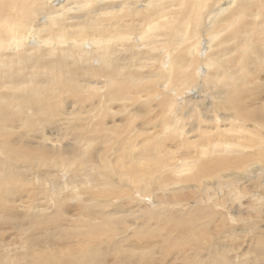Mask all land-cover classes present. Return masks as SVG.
Returning <instances> with one entry per match:
<instances>
[{
	"label": "rangeland",
	"instance_id": "rangeland-1",
	"mask_svg": "<svg viewBox=\"0 0 264 264\" xmlns=\"http://www.w3.org/2000/svg\"><path fill=\"white\" fill-rule=\"evenodd\" d=\"M66 1L72 3L73 1L79 2L78 5L74 6H79V8L75 9L79 11L75 16H83L80 22L86 21V27H89L88 19L84 18L88 17L91 20L92 28L96 24L101 25L97 34L104 35V38L108 41H110V39L113 40V42H110L115 43L114 45L106 46L111 53L116 52L111 55V59L116 61L112 65L114 70H116L119 75L123 76V79H121L117 85H108L101 82V85H92L95 90L92 91V96H88L89 93L85 94L81 92L74 104V110H76V112L74 123L72 124L73 127L63 124L62 120L66 118V115L61 117V115H63L62 110L59 113L56 111V109L64 105L65 98H76L74 93H67L63 90L65 86L64 83H61L59 86V89H61L60 95L53 97L49 96L46 101L42 99L38 103V114L32 113L31 111L28 113L21 109L15 112L17 107L14 109L15 123L13 124V128L16 125L18 127L22 125V129L18 128L19 130H16L14 128L10 131L9 135L16 141L20 143L23 142V145L15 146V148L18 149V155L35 158L37 154H41L43 158L45 156L49 158L50 155H45V153L47 149H51L50 143H44L43 138L50 135L52 136L51 138L56 139V137L59 136L60 140H58L57 143L60 145L56 150L64 151L62 154L66 166L47 165L43 167L41 165L26 162L19 167H12L10 165V158L6 160L7 166H0V191H2L4 195L0 207V224L3 223V225H5L0 227V264H84L87 259L98 258L101 254L107 255L108 264L115 263L116 261L113 262L114 256L112 255L114 250L112 246L118 241L119 237L118 235L111 236L108 232L105 233L104 230H97L96 226L101 221V216L99 215L95 218L93 212L97 213L98 210L102 208L100 204L108 202L109 200L112 207L114 202L111 200V196H115V201H124L123 207H126V210H130L132 214L127 217L129 221L125 224V231L123 234L126 235V237H132L135 232H140L141 229L139 228L141 224L147 225L148 222H154L155 220L160 224L158 218L155 216L153 217L152 213L149 217L145 216L142 220L140 218L137 222H130V220H134L136 217L140 216L141 211L153 210L156 215L157 211H154L158 207L156 198L162 197L160 193L157 195L154 193H147L145 196H142L140 192H135L137 195L130 194L131 186L129 185L139 187L138 177H132L133 179L126 177V182L130 180H132V182L129 185H121L122 183L120 184V180H122L123 177L120 176L123 170L121 167L133 160L136 162L135 168L137 167L138 171H142L143 169L148 171L159 169L163 172L165 167L168 166L167 164L177 166L176 164H178L180 160L188 158L195 159L194 150L196 147L186 145V140L187 137L191 138V140H193L195 136L197 137V132L201 129L200 126L203 125L202 121H197L196 105L204 99L205 95V102H213L212 104L215 105L212 106L210 104V106L214 107L216 112L221 113L224 112V110L217 108L218 103L216 99L220 102H227L230 99V93L226 94L225 101L221 100L219 97H213L215 91L213 89L220 85L217 84L219 78L215 77L216 72H223V70H225L229 74V78L234 77L232 81H236L235 84L237 83V88L240 89V91L246 89L245 87H247V89L248 87H252V90L249 89V92L243 91V94L238 95L239 97L234 96V99L239 103L240 113H244V111L247 112L252 107L264 104V67L260 69V66L252 64V62H254L252 61L254 56L264 61V50L259 47L260 44L264 43V38H262L263 35H259L260 31L258 32L256 29L257 26L264 25V8L262 7V9L259 10L254 1L248 0L241 4L243 16L237 21L240 22L239 24L233 22L238 12V6L235 1L230 2L232 3L230 8L218 17L222 21L221 24H215L216 20L214 21L215 25L213 24V32L217 33V38L212 46H214V49H220L221 55L224 57L221 61L223 63L221 67L218 66L219 59L217 62H213L216 71L207 68V59L203 54V48H198L197 39L194 44L192 43L193 45L190 49H186V47L183 46L182 49L175 51V45L169 47V44L176 42V38L170 39L171 31L173 32V36L176 33L181 34L186 28L185 24L189 19L188 15L192 7L191 2L187 0H123V2L126 1L130 3L131 7L139 11L137 15L128 19L125 18L124 14L121 12L120 21L117 15L113 16L111 13L94 15L92 8H89V5H84L79 0ZM107 1L111 2L115 0ZM227 1L228 0H213L211 4H208V10L212 11V13H218L219 10L216 8L218 6H224ZM183 2H185V4L181 5ZM205 6H207V4H205ZM73 15L72 12L69 13V16ZM148 16L155 21L152 26L147 23ZM94 19L95 23L93 22ZM129 22H132L130 24L131 29L129 35L124 36L122 30L128 26ZM42 23L43 18L39 17L37 24L40 25ZM75 23L76 21L73 22V24ZM244 25H246L245 28ZM228 27H232V30L228 29ZM66 29L68 32L70 31L69 27H66ZM139 29L143 31L150 29L148 42H152L153 44L150 46L157 48L155 53L159 52V61L152 59L154 52H149L142 56L139 55L137 60L143 63V68L138 66V61L134 59L129 60L128 53H123L125 48L128 49L130 43L137 41ZM200 33H202V42L208 39V33L202 30H200ZM244 34H247L249 38L252 39V42L250 40H242L241 36H244ZM119 35L125 37L127 41L124 40V42L116 43L118 42ZM155 36H157V38H154ZM87 42L89 44H85L83 47L85 53L90 51L91 47V43L89 41ZM239 44H241L240 47L242 44H245L250 49V53L253 50L259 49L258 53L255 55L249 53L245 58L241 54L240 47L239 51H235ZM202 45L205 46V43ZM71 46L69 42L66 46V50L71 48ZM136 46L135 56L140 51H144L145 48V46L139 42ZM30 47L37 49L39 46L30 45ZM40 49H38L39 52ZM118 50L122 51L121 54ZM7 53L9 54V51ZM163 54H165V56L161 60L160 58ZM178 54L182 56V61L180 62L176 59ZM93 55L97 61L104 63L103 60L98 58V51L93 53ZM241 59L246 60V62H242L240 65L237 64L236 61H240ZM191 62H194V65L187 70V66H192ZM243 63H246V65ZM85 66H87L86 63H78L76 67H73L74 73L79 75L82 72L81 69ZM106 66L107 64H94L96 72L101 74L105 73L103 69L105 70ZM249 71H251V73ZM154 72H156L155 78ZM137 75H140L141 78L139 82H136ZM149 77H151V81H148ZM75 78L80 81L82 80L80 76H76ZM243 80H246L248 85H239ZM254 83H256V87L254 85L252 86ZM223 87H219L217 90L223 91L230 88L229 84H224ZM204 91L210 94H205ZM157 92H159V95H156ZM178 92L180 93L178 94ZM151 93H153V96H151ZM163 94L167 95L164 99L168 102L165 101L164 105L168 106L155 107L153 113H148L152 120L151 124L147 127L148 132L142 136H138L137 133L132 134L130 141L122 142L123 138H129L131 136L129 131L135 130L138 132L142 123H144V118H146V116H143V113L149 111L145 106L147 98L150 99L153 97V102L156 104V102L159 101L158 96ZM20 96L21 94L16 93L15 99L11 101V103H14L12 106L19 102ZM125 97H128L130 100L128 101L125 99V103L129 106L127 112H124L123 109L121 110L122 107L120 108L118 105L124 102H115L113 99ZM108 98L113 99L110 104L105 102ZM170 100L173 102L171 108L169 106ZM256 103H258V105ZM107 105L111 107V112L106 111ZM199 106L203 113L206 106ZM229 106L231 110L236 111L232 103H230ZM20 108H22V106ZM67 110L70 111L72 108H68ZM119 110H121L120 114H118ZM135 111L137 112V116L134 118L132 114ZM236 112H238V110ZM210 114L211 113L208 114V117L214 116ZM167 117L169 123L165 120ZM20 119L26 122V124ZM89 119L93 120L92 126L86 125ZM167 124L172 125L170 127L179 129L176 134H172L176 138H173L172 135H166L167 131H165V129L167 128L169 130ZM218 125L220 129L216 132L211 130V133H208L207 136L218 138L219 135H222V140L240 137L242 141L240 140L238 143H241V145H246L248 142L247 139L251 137L247 131H242L243 134H238L236 132L228 133L226 130L235 131L236 127L228 129V125L224 122H220ZM224 125H226V127ZM230 125L232 126L231 121ZM237 125L238 124H236V126ZM249 125L251 124H246V126ZM262 130L264 129L256 127L253 133L259 132L261 134L262 132V135H264V131ZM7 144H12V147L7 149L14 152L15 149L10 139H7ZM64 144H66V146ZM39 145L42 147H39ZM37 146L40 150L32 152ZM31 149L32 151H30ZM235 149L238 150V148ZM246 152L248 153L250 151L247 150ZM124 157L125 160L123 161ZM255 158V161L258 162L262 160L259 156ZM255 161L254 165L257 167L259 163ZM115 163L118 165L116 169L114 167ZM30 165H33L32 174L27 171ZM126 167L129 168L128 166H125V168ZM177 168H179V166ZM42 170L50 172L51 176H46L47 180L44 178L38 180L36 178L37 172ZM114 173H116L115 176H113ZM194 173L193 170L189 175L192 176ZM226 173L228 172H223V174ZM237 173L241 172L237 171ZM256 174L257 176L255 178H253L254 175H251V178H249L247 182L241 181L237 185L240 187V190L245 188L244 191L249 195L256 192L259 194L264 193V182H262L264 180V174L260 171L255 172V175ZM167 175L168 176L164 175L162 178L160 177L161 179H159L158 176L152 178L153 181L159 180L162 184L170 183L173 179L177 178L180 173L177 170H175L174 173L168 171ZM165 177L166 179L164 180L163 178ZM188 183L193 185L196 184V181ZM185 184L186 183L181 182V185ZM210 192L213 198L215 197L214 194L220 193L219 189H217V187L215 188V186L210 187ZM128 193L130 195H127ZM75 194H78L80 197L76 198ZM154 195L156 198H154ZM216 196L218 197V195ZM68 197L69 200H66L65 206L70 210L64 213L58 212L59 205L61 204L56 205L55 203L60 202L62 198ZM171 197L174 203L169 205L166 209L170 217L176 212H190V214L185 215L186 218L190 215L202 217L205 213V217H203L199 223L204 224L207 222V218L209 220L212 218L210 224V229H212V231L222 226L219 238H213L212 235H210V238L215 247H218V244H222L226 247L227 253L225 255L228 254V257L224 259L223 264H261L262 261H258L259 258L253 254V245H255V243L251 240L253 235L257 237L260 235L259 237L264 238V209L258 208L260 211L257 213L249 208V206L258 203L256 198L246 197L241 199L242 207L240 206L239 212L242 213L241 220L243 221L239 222L236 216L230 214V211H235L232 210V207L236 204L233 203L232 196L228 198L227 195L223 197V195L219 194L218 200H220L221 207H213L211 202H208L209 205H207V203L206 205L202 203L200 199L201 196L195 188L180 190L178 193L171 195ZM130 198H132L133 201ZM10 200L15 201V203L8 204ZM178 204H180L181 207H179ZM7 206L12 207L13 210L11 212L6 211ZM28 206H30L32 212L27 210ZM235 207H237V205H235ZM35 208L38 209L37 212H35ZM199 208L203 210L201 213L195 211L197 209L199 210ZM74 222L77 223L75 224ZM172 222L173 221H171V223ZM152 226V224L148 225L145 229V233L154 231ZM112 227L114 228L115 226ZM115 228L117 230H122L117 226ZM66 230H69L66 232L68 234L64 232ZM64 234L66 235L63 236ZM149 236L150 239L139 233L137 237L139 239L135 238L136 242L134 244L135 246L139 242L143 243L145 257L148 259L151 257L149 261H154L156 264L192 263V260L185 258L189 257L187 256L188 252H186V250L190 251L192 240L185 241L171 238L169 243H167L161 239H152L151 234H149ZM83 237L88 238L84 239ZM133 241L134 240H132V242ZM203 241L200 243L205 247L207 245V240ZM132 242L130 246L123 244V250H131ZM115 246L119 247V244L116 243ZM137 250L142 251L141 249ZM92 253H94L95 256L88 257L89 254L91 255ZM200 253L203 255L206 254L201 251ZM89 263L93 264L90 260ZM98 263L99 261H95V264ZM135 263L136 262L133 263L132 261H117L115 264Z\"/></svg>",
	"mask_w": 264,
	"mask_h": 264
},
{
	"label": "bare ground",
	"instance_id": "bare-ground-1",
	"mask_svg": "<svg viewBox=\"0 0 264 264\" xmlns=\"http://www.w3.org/2000/svg\"><path fill=\"white\" fill-rule=\"evenodd\" d=\"M79 1H81L84 5H89V8H92V12L94 15L111 13L113 14V16L117 15L119 21L121 20V14H120L121 12L124 14L125 18L128 19L134 15H137L139 11L131 7L130 3L126 1L123 2V0H115L111 2L107 0H79ZM187 1L191 2L192 7L188 15L189 19L186 21L185 24L186 28L184 29V31H182L181 34L176 33L173 36H172L173 32L171 31L170 39L176 38V42L173 44L168 43L169 47H173L175 45V51L182 49L183 46H185L186 49H190V47L196 42L197 39V46L198 48L201 47L203 48V52H204L203 54L207 59V64H208L207 68L212 70L214 69V71H216V67L214 66L213 62H217V60L219 59L220 61L218 63V66L221 67L223 66V63L221 61L224 57L223 55H221L220 49H214V46H212L217 38L216 36L217 33L213 32V27L215 24L222 23V21L218 17H220L227 9L230 8V5L232 4L230 2L233 1H235L238 6V12L233 22L236 23L237 21H239L240 18L243 16V10L241 8V4L244 1H248V0H228L226 4H224V6H218L216 8L217 10H219L218 13H212V11L208 10L209 8L208 4H211L213 0H187ZM252 1L256 3L259 10L262 9V7L264 8V0H252ZM78 3L79 2L77 1H73L72 3V2H67L66 0H50V1L0 0V166H7L6 160L8 158H10V165L12 167H19L21 164H25L26 162L35 165H41L43 167L47 165L62 166V167L66 166V162L62 154V152L64 151L56 150L57 147L60 145L57 143V141L60 140L59 136H57L56 139L51 138L52 136L50 135H48L46 138H43L44 143L49 142L50 148L52 149V150L51 149L46 150L45 155H50L49 158L46 156L43 158L41 154L40 155L37 154L35 158H28L25 155H18L17 153L18 149H16L15 146H21L23 145V142L20 143L19 141H16L14 138H12L9 135L10 131L14 128L16 130L18 128L22 129V125H20L19 127L16 125L13 128V124L15 123V119H14L15 115L13 111L16 107L17 110L15 112H18V110L21 109L22 111H27L28 113L31 111L32 113L38 114L39 113L38 103L42 99L46 101V99L49 96L53 97L60 95L61 89H59V86L61 83H64L65 86L63 87V90L67 93H74L76 98L75 99L74 97L65 98L64 105L61 106V108L59 107V109H56V111L57 113L61 112V110L63 111V115H61V117L66 115V118H64L62 122L64 125L71 127L72 124L74 123V117L76 112V110H74L75 107L74 104L75 101H77V97L81 92H84L85 94L89 93L88 96H92L93 95L91 94L93 93L92 91H95L92 85H101L100 82L103 84L106 83L108 85H113V84L117 85L119 81L123 79V76L119 75L118 72L114 70V67L112 65L116 61H113L111 59V55L116 52L111 53L109 48L106 46V45L112 46L115 43H111L113 42V40L111 39H110L111 42L106 40V38H104L105 37L104 35L97 34V32H99L101 25L96 24L92 28L91 20L88 17H84V18L88 19L89 27H86V21L80 22L83 16H79V17L75 16V14L79 12L78 10L75 9L79 8V6H74V5H78ZM183 4H185V2H183L181 5ZM205 4H207V6H205ZM71 12L74 14L73 16H69V13ZM39 17L43 18V23L40 25L37 24ZM147 19H148L147 20L148 25L152 26L155 21L150 16H148ZM74 21H76L75 24H73ZM93 22L95 23V19L93 20ZM131 23L132 22H129L128 26L123 28L122 33L124 36L129 35V31L131 29L130 26ZM239 23L240 22H237L236 24ZM66 27L70 28L69 32L67 31ZM245 27L246 25H244V28ZM228 29L232 30V27H228ZM256 29L258 32L260 31L259 35H263L262 38H264V25L257 26ZM200 30L208 33V39L205 40L204 42L201 41L202 33H200ZM149 31L150 29H147L146 31L139 29L138 39H136L137 41L130 43L128 49L126 48L124 49L123 53L129 54L128 56L129 60L134 59L138 61L137 59L139 55L142 56L146 53L154 52L152 59L155 61H159L158 60L159 52L155 53L157 48L154 46H150L153 43L148 42V39L150 37ZM242 36H241L242 40H250L252 42V39L249 38L247 34H244L243 37ZM154 38H157V36H155ZM124 40L127 41L125 37L119 35L118 42L116 43L124 42ZM87 41L91 43V47H90V51H87L85 53L83 47L85 44H89ZM69 42L72 46L71 48H68V50H66V46L69 44ZM138 42L141 43L143 46H145V48L144 51H140L135 56V48H137L136 45ZM203 43H205V46L202 45ZM30 45L31 46L35 45L39 47L35 49L33 47H30ZM240 45L241 44H239L236 47L235 51L236 50L239 51ZM259 47H261L264 50V43L260 44ZM38 49H40V52ZM240 49H241V54L243 55V57L246 58L247 57L246 55L250 53V49L245 44H242ZM258 50L259 49L253 50L250 54L255 55L258 53ZM8 51L9 54L7 53ZM97 51L99 53L98 58L100 60H103L104 63L99 62L95 59L93 53H96ZM118 52L121 54L122 51L118 50ZM164 56L165 54H163V56L160 59L162 60ZM176 59L178 62H180L182 61V56L178 54ZM252 61H254L252 62V64L260 66V69L264 67V61H261L255 56ZM236 62L237 64L240 65L242 64V62H246V60L241 59L240 61H236ZM78 63L87 64V66L81 69L82 72L79 75L75 74L73 69V67H76ZM97 63L107 64L105 70L103 69V71L105 72L104 74L96 72V69L94 68V64ZM191 63L192 66L191 65L187 66L186 68L187 70L193 67L194 62ZM243 64L246 65V63ZM138 66L140 68H143V63L139 62ZM251 71L249 72L251 73ZM155 75L156 72H154V78ZM215 75L216 78H219L217 80V84H220L219 87H223L224 84H229L230 88L223 91L217 90L219 87L213 89L215 90L213 97H217V98L219 97L221 100L225 101L226 94L230 93L229 94L230 99L227 102H220L218 99H216L218 103L217 108H221L224 110V112L220 111L221 113L216 112L214 107H212L215 105L212 104L213 102L212 103L205 102L206 100L205 95H204V99L202 98L203 100L198 102L199 105L206 106L205 109L203 110V113L201 112V107L198 104L196 105L197 108L196 118H198L197 121L198 122L202 121L203 125L200 126L201 129L198 130L197 137L195 136L193 140L187 137L186 140V145L196 147V149L194 150L195 159L188 158V159L180 160V162L176 164L177 166H172L169 164H167L168 166L164 165L167 168L168 167L169 168L167 169L165 167V170L163 172H161L159 169H154L153 171L140 169L142 171H138L137 167L135 168L136 162L133 160H131V162H127L128 164L126 163V165L123 163L124 165L123 167H121V169H123L120 175L123 176L122 180H120V184L122 183L121 185H129L132 182V180L126 182V177H130V179L138 177L139 187H135L134 185H129L131 186L130 194L137 195V193L135 192H140L142 196H145V194L147 193H154L155 195H157L158 193L162 194V197L159 198L158 197L156 198V196L154 195L155 196L154 198H156L158 202L157 203L158 207L156 210H154L157 211L156 215L153 212V210L152 211L140 210L141 211L140 216L136 217L134 220H130V222H137L140 220V218L142 220L143 217L145 216L149 217V215L152 213L153 217L155 216L158 218L161 225L156 220L154 222H148L147 225H143L140 223L141 224L139 228L141 229L140 232L138 233L135 232L134 236L132 237H126V235L123 234L125 231V224L127 221H129V218L127 217L131 216L132 212L130 210H126L127 209L126 207H123L124 201H115V196H111L112 197L111 200L114 202V205L112 207H111L112 204L110 205V200L108 202H103L104 201L103 200L102 201L103 203L100 204L102 208H100V210H98L97 213L93 212L95 218H97L99 215L101 216V221L96 226L97 230L98 229L104 230L105 233L108 232V234H110L111 236L118 235L119 237L118 241L116 242L117 244H119V247L115 246L116 243L114 244V246H112V249L114 250L112 255L114 256L113 262L132 261L133 263L136 262L135 264H156L154 261H149L151 257L149 259L145 257V253L143 252L145 248L142 242H139L134 246L136 242L135 238H137L140 233L144 235V237L147 236L146 238L148 239H150L149 234H151L152 239L154 240L161 239L162 241H165L167 243H169V240L171 238L182 239L185 241L192 240L193 242L190 247V251L186 250V252H188L187 256L189 257H185L187 259L192 260L191 261L192 263L187 262V264H223L224 259L228 257V254L225 255L227 253L226 247H224L222 244H218V247H215L214 243L210 238V235H212L213 238L218 239L220 235V230H222V226H219V228L212 231V229H210L212 218L210 220L207 218V222H205L204 224L199 223L203 219V217H205V213L202 215V217L190 215L188 218H186L185 215L190 214V212L188 213L176 212L171 217L167 213L166 209L169 207V205H172L174 203L171 195L178 193L180 190L195 188L196 191L201 196L200 197L201 202L204 203L205 205L206 203L207 205H209L208 202H211L213 207H217V206L221 207L220 200H218L219 194L223 195V197H226L227 195L228 198L229 196L230 198L232 196L233 203H236L235 205H237V207H235V205L234 206L232 205L233 206L232 210L235 211L234 212L230 211V214L236 216V219L239 222L243 221L241 220L242 213L239 212V208L241 206V199H244L246 197L256 198L258 205L253 204L249 206V208L257 213H259L260 209H264V193L259 194L258 192H256L252 195H249L247 192L244 191L245 188L240 190V187L237 186L241 181L243 182L249 181L248 179L251 178V175H254L253 178H255L257 176V174L255 175V172L257 171H260L262 174H264V148H263L264 135H262V132L260 134L258 131H257L258 133L256 132L253 133L254 128L256 127H260L264 129V104H262L261 106L259 105L256 107H252L247 112L244 111V113L243 112L240 113L239 103L236 101V99H234V96L243 94L242 93L243 91L249 92V89H251L252 87L250 88L248 87V89L247 87H245L246 89L240 91V89L237 88V83L235 84L236 81H232L234 80V77L229 78L228 77L229 74L225 70H223V72H218V73L216 72ZM76 76H80L82 80L81 81L78 80L77 78H75ZM252 76L254 77V74ZM139 81H141V78L140 75H137L136 82ZM148 81H151V77H149ZM240 84H245L244 86H246L248 85V82L246 80H243L242 83H239V85ZM255 84L256 83L252 84V86L253 85L255 86ZM16 93L21 94V96L19 98V102L16 103V105L12 106V104L14 103H11V101L15 99L14 97ZM179 93L180 92H178V94ZM204 93L208 94L209 92L204 91ZM156 95H159V92H157ZM151 96H153V93H151ZM158 97H159L158 99L159 101L156 102V104L153 102L152 99L153 97L150 99L147 98L145 106L147 107V109H149V111H145L143 113V116H146V118H144V123H142L141 128L138 130V132H136L135 130L129 131L131 136L129 138L128 137L123 138L122 142L130 141L132 134L137 133L138 136H142L148 132L147 127L152 122L148 113H153L155 107L168 106V105H164L165 101L168 102L166 99H164L167 97V95L163 94ZM113 99L115 100V102H124L118 105L120 108L122 107L121 110L123 109L124 112L128 111L129 106H127V104L125 103V99L130 101L128 97L118 98V99L113 98ZM113 99L108 98L106 99L105 102L107 104H110L113 101ZM169 102H170L169 106L171 108L173 102L172 100H170ZM230 103L233 104V107L235 108L236 111L238 110L239 113L231 110L229 106ZM258 103L256 104L258 105ZM210 104L212 106H210ZM21 106L22 108H20ZM227 107L230 109H228ZM68 108H72V110L68 111L67 110ZM111 110H112L111 107L107 105L106 111L111 112ZM121 110L118 111V114H120ZM136 113L137 112L135 111L132 114L134 118L137 116ZM209 113L213 114L214 116L208 117ZM165 120L167 123H169L168 117ZM230 121L232 123V126L230 125ZM92 122L93 120L89 119L87 120L86 125L92 126ZM220 122L221 123L224 122L226 125H228L227 127L228 129H231L232 127H236L235 131L226 130L228 133L236 132L238 134L240 133L243 134L242 131L244 132L247 131L251 137L247 139L248 142L246 143V145H241V143L240 144L238 143V141L241 140L240 137L222 140V135H219L218 138H213V137L211 138L207 136L208 133H211V130H213V132H216L220 129V126L218 125L220 124ZM23 123L26 124V122L24 121ZM46 123L51 124L49 122ZM249 123L251 125L246 126V124ZM236 124L238 125L236 126ZM226 125L224 126L226 127ZM167 126H169V130L167 128L165 129V131H167L166 135L176 134L177 131L179 130L177 128L170 127L172 126L170 124H167ZM172 137L176 138L174 135H172ZM7 139H10L12 141L13 147L15 149L14 152L7 149L12 147V144H7ZM196 141L198 142V144ZM64 145L66 146V144ZM39 147L42 146L39 145ZM234 147L238 148V150L235 149ZM32 149L30 151H32ZM36 150L38 151L40 150V148H38L37 146L36 148L33 149L32 152H35ZM247 150L250 152L247 153L246 152ZM258 156L262 158V160L259 162L255 161L256 159L255 157ZM124 160L125 157L123 161ZM254 161L256 163H259L257 164V167H255L256 165H254L255 164ZM125 166H128L129 168L127 167L125 168ZM178 166L179 168H177ZM114 167L116 169L118 168V165H116L115 163ZM32 168L33 165H30L27 168V171L30 172L31 174L33 173ZM192 169L194 170L195 173L192 176H190L189 173H192L193 171ZM175 170L179 171L180 175L177 178L173 179L170 183L162 184L161 182H159V180L153 181L152 177L158 176L159 179H161L164 175L168 176L167 175L168 171L174 173ZM237 171L241 173H237ZM223 172H228V173L223 174ZM115 174L116 173H114L113 176H115ZM46 176L47 177L51 176L50 172L46 170L39 171L36 174V178L38 180H42V178L47 180ZM163 179L165 180L166 177ZM191 181H196V184L193 185L189 184L188 182ZM181 182L186 184L181 185ZM262 182H264V180ZM211 186H215V188L217 187V189H219L220 191V193L218 192L219 194H214L215 196L214 198L210 192ZM130 194L128 193L127 195ZM216 195H218V197ZM3 196L4 195L2 191H0V207ZM75 197L77 198L80 196L78 194H75ZM130 199L133 201L132 198ZM66 200H69V197L62 198L60 202L55 203L56 205L61 204L59 205L60 207L58 212L64 213L70 210L68 207L65 206ZM9 203L14 204L15 201L10 200L8 204ZM178 205L179 207H181L180 204ZM127 206L129 207L128 204ZM12 210H13L12 207L7 206L6 211L11 212ZM27 210L32 212L30 206H28ZM34 210L35 212L38 211L37 208H35ZM195 211L201 213L203 210L199 208V210L197 209ZM171 221L173 222L171 223ZM74 223L76 224L77 222ZM150 224L153 225L152 227L154 228V231L150 233H145L146 227ZM2 226L5 225H3L2 223L0 224V227ZM112 226L115 227L117 226L122 230H117L115 227L113 228ZM67 231L69 230H66L64 232L66 233ZM66 234H64L63 236H65ZM259 236L260 235H258V237L256 235L255 236L253 235L251 238V240H253L255 243V245H253V254H255V256L259 258L258 261H262L261 264H264V238ZM132 240L134 241L132 242ZM203 240H207V245L205 247H203V245H201L200 243ZM131 242H132L131 250H127V249L123 250V246H124L123 244L130 246ZM137 249H141L142 251H138ZM200 251L205 252L206 254L203 255L202 253H200ZM94 256L95 254L92 253L91 255L89 254L88 257H94ZM89 260L90 262L92 261L93 264H95V261H99L98 264H108L107 263L108 257L106 254H101L98 258H89L84 262V264H90ZM115 263H111V264H115Z\"/></svg>",
	"mask_w": 264,
	"mask_h": 264
}]
</instances>
